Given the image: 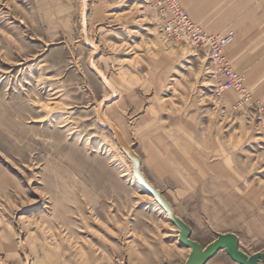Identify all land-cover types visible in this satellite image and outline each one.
Segmentation results:
<instances>
[{
  "label": "rangeland",
  "instance_id": "374dc122",
  "mask_svg": "<svg viewBox=\"0 0 264 264\" xmlns=\"http://www.w3.org/2000/svg\"><path fill=\"white\" fill-rule=\"evenodd\" d=\"M155 1L0 0V264L185 263L120 139L191 239L264 252V98L245 81L246 104L215 96V66L161 32ZM177 1L227 31L229 0Z\"/></svg>",
  "mask_w": 264,
  "mask_h": 264
},
{
  "label": "built area",
  "instance_id": "2783aa9c",
  "mask_svg": "<svg viewBox=\"0 0 264 264\" xmlns=\"http://www.w3.org/2000/svg\"><path fill=\"white\" fill-rule=\"evenodd\" d=\"M152 8L164 35L188 42L195 51L205 53L215 66L219 76L215 96L219 97L224 91H235L240 94L237 106L249 102L250 94L244 77L232 68L225 53L235 40L234 31H206L189 17L177 0H157L153 2ZM258 106L264 112V101L259 102Z\"/></svg>",
  "mask_w": 264,
  "mask_h": 264
},
{
  "label": "crops",
  "instance_id": "0c3cea01",
  "mask_svg": "<svg viewBox=\"0 0 264 264\" xmlns=\"http://www.w3.org/2000/svg\"><path fill=\"white\" fill-rule=\"evenodd\" d=\"M228 5L218 24L235 32L227 59L252 92L264 98V0H229Z\"/></svg>",
  "mask_w": 264,
  "mask_h": 264
},
{
  "label": "water",
  "instance_id": "95a60500",
  "mask_svg": "<svg viewBox=\"0 0 264 264\" xmlns=\"http://www.w3.org/2000/svg\"><path fill=\"white\" fill-rule=\"evenodd\" d=\"M124 153L129 157L132 170L135 177L139 180L144 189L151 195L155 201L170 215L171 223L179 230V242L191 250L184 264H206L219 250H225L228 256L238 264H264V252H258L253 255H247L239 248V240L233 233L218 234L217 238L202 247L201 244L190 238L191 228L173 211L170 203L163 196L161 191L155 188L143 175L141 171V162L134 153L133 148L121 145Z\"/></svg>",
  "mask_w": 264,
  "mask_h": 264
},
{
  "label": "bare ground",
  "instance_id": "6f19581e",
  "mask_svg": "<svg viewBox=\"0 0 264 264\" xmlns=\"http://www.w3.org/2000/svg\"><path fill=\"white\" fill-rule=\"evenodd\" d=\"M101 74V73H100ZM102 76H103V74H101ZM103 78V77H102ZM109 88L111 89V92H113L114 90H113V87L112 86H110L109 85ZM49 102V101H48ZM111 126V125H110ZM116 135H117V137H118V134L116 133V132H114ZM120 144L121 145H124V143H123V141L120 139ZM135 183V185H136V187H138V191H140V192H145V193H147V194H149L145 189H144V187L141 185V183L140 182H137V181H135L134 182ZM166 220L168 221V222H171V217H170V215H168L167 213H166ZM178 240H179V230H178ZM186 248V247H185ZM187 249H189V248H187ZM221 251H225L224 249L223 250H221ZM190 252H191V250L189 249V254H190ZM189 256V255H188ZM188 258V257H187Z\"/></svg>",
  "mask_w": 264,
  "mask_h": 264
}]
</instances>
